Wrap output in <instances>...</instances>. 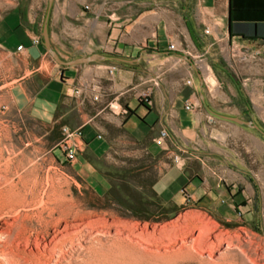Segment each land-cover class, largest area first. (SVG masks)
I'll list each match as a JSON object with an SVG mask.
<instances>
[{"label": "crops", "instance_id": "1", "mask_svg": "<svg viewBox=\"0 0 264 264\" xmlns=\"http://www.w3.org/2000/svg\"><path fill=\"white\" fill-rule=\"evenodd\" d=\"M144 2L53 0L48 34L58 54L106 55L60 65L42 43L44 0H0V67L11 55L25 63L6 88L8 104L56 146L62 125L79 129L68 165L97 193L143 155L155 170L145 192L172 208L189 202L225 220L260 219L264 180L252 167L256 158L264 167V137L217 113L264 128V0ZM144 89L150 103L139 98ZM234 134L260 145L261 157L246 142L236 149Z\"/></svg>", "mask_w": 264, "mask_h": 264}, {"label": "rangeland", "instance_id": "2", "mask_svg": "<svg viewBox=\"0 0 264 264\" xmlns=\"http://www.w3.org/2000/svg\"><path fill=\"white\" fill-rule=\"evenodd\" d=\"M3 61L0 264H264V202L260 219L252 222L249 217L225 220L189 202L171 216H163L152 203H147L150 218L131 215L113 197L84 184L62 151L42 135L43 125L8 104L6 88L25 63L17 55ZM232 137L233 146L244 150V136ZM246 143L255 158L261 157L260 145ZM127 164L137 186L155 172L143 155L130 156ZM252 169L263 181L257 158Z\"/></svg>", "mask_w": 264, "mask_h": 264}, {"label": "trees", "instance_id": "3", "mask_svg": "<svg viewBox=\"0 0 264 264\" xmlns=\"http://www.w3.org/2000/svg\"><path fill=\"white\" fill-rule=\"evenodd\" d=\"M132 171L131 168L120 170L118 173V178L120 179L119 182L112 184L105 194L113 197L122 207L128 209L131 215L138 218H150V216L146 214L148 211L147 203L154 204V207L158 209L159 212L164 213L162 214L163 216H171L177 211V208H172L169 204L163 203L155 195L149 194L150 196H148V194L146 195L145 190H136L132 185ZM145 181H142V184H144L143 187L145 186ZM161 218L162 217H157L156 219L159 220ZM223 223L226 225L229 224L227 221Z\"/></svg>", "mask_w": 264, "mask_h": 264}, {"label": "water", "instance_id": "4", "mask_svg": "<svg viewBox=\"0 0 264 264\" xmlns=\"http://www.w3.org/2000/svg\"><path fill=\"white\" fill-rule=\"evenodd\" d=\"M52 3L53 0H47V9L42 22L41 37L43 45L48 50L53 59L60 65H72L80 62L95 61L105 58L106 55L99 52H93L86 56H78L70 59H64L58 54V52L51 46L48 34V16ZM217 115L255 129L264 137V129L253 118H242L238 115H230L224 113H217Z\"/></svg>", "mask_w": 264, "mask_h": 264}, {"label": "built area", "instance_id": "5", "mask_svg": "<svg viewBox=\"0 0 264 264\" xmlns=\"http://www.w3.org/2000/svg\"><path fill=\"white\" fill-rule=\"evenodd\" d=\"M39 37L34 38V41H38ZM170 47H173V43H170ZM21 48V45L18 46V49ZM186 82H190V79L188 78ZM139 98L146 103L151 102V90L150 89H144L139 92ZM185 106L187 108L193 109L194 104L187 101L185 103ZM62 132V138L60 139L57 147L62 151L64 160L66 163L72 161L76 156V149L78 147V143L75 139V137L80 136V130L77 128H70L68 125H62L61 127ZM167 135L166 129H161L159 132V135L155 138V142L157 144H161L164 141V138ZM179 158V155L176 154L173 157V160L176 162Z\"/></svg>", "mask_w": 264, "mask_h": 264}, {"label": "bare ground", "instance_id": "6", "mask_svg": "<svg viewBox=\"0 0 264 264\" xmlns=\"http://www.w3.org/2000/svg\"><path fill=\"white\" fill-rule=\"evenodd\" d=\"M211 80V79H210ZM190 215H192L193 217H196L198 220H200V219H202L198 214H190ZM191 216V217H192ZM202 221V220H201ZM32 253V252H31ZM31 255V254H30ZM34 255V254H33ZM31 258V257H30ZM18 259V258H17ZM33 259V258H32ZM36 259V258H35ZM15 263V262H14ZM34 263V262H33ZM10 264V263H9ZM48 264V263H47Z\"/></svg>", "mask_w": 264, "mask_h": 264}, {"label": "flooded vegetation", "instance_id": "7", "mask_svg": "<svg viewBox=\"0 0 264 264\" xmlns=\"http://www.w3.org/2000/svg\"><path fill=\"white\" fill-rule=\"evenodd\" d=\"M264 129V128H263Z\"/></svg>", "mask_w": 264, "mask_h": 264}]
</instances>
